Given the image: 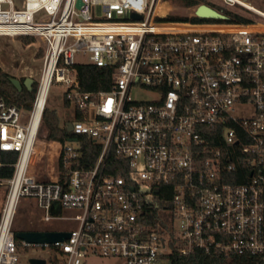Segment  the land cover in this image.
I'll return each instance as SVG.
<instances>
[{
    "label": "built area",
    "instance_id": "built-area-1",
    "mask_svg": "<svg viewBox=\"0 0 264 264\" xmlns=\"http://www.w3.org/2000/svg\"><path fill=\"white\" fill-rule=\"evenodd\" d=\"M220 1L204 3L225 20L182 22L162 19L173 0H0V36L45 47L29 75L32 110L0 92V166L14 169L0 179V264H18L28 245L49 247L60 264H171L174 251L197 250L264 259V8ZM82 64L114 67L111 88L83 89ZM53 84L81 139L40 136ZM23 198L36 200L41 221L71 222L45 230L70 237L19 246Z\"/></svg>",
    "mask_w": 264,
    "mask_h": 264
},
{
    "label": "trees",
    "instance_id": "trees-1",
    "mask_svg": "<svg viewBox=\"0 0 264 264\" xmlns=\"http://www.w3.org/2000/svg\"><path fill=\"white\" fill-rule=\"evenodd\" d=\"M182 5L186 7L194 6L200 3H207L204 0H178ZM209 4V3H207ZM212 6V5H211ZM229 17L230 22H248V19L241 14L224 10ZM166 21H182V22H203L210 21L201 19L199 17L179 14H168L162 18ZM26 43L35 41L33 36H20ZM79 76L83 89L85 90H109L112 85V73L114 67H100L93 64L78 65ZM12 75L6 72L0 66V92L7 103L16 104L19 107L30 108L29 103L33 102L37 92V83L34 84V88L29 90L26 86L22 89H18L11 81ZM64 107L69 109L71 106L70 100L64 98ZM70 118L63 117L60 112L53 107L47 106L44 110L43 122L46 128V135L49 138L59 137L67 135L70 138H80L67 130V123ZM96 151L87 152V148L84 147V154L88 156L92 161L96 157ZM15 158H13L14 161ZM9 162V163H7ZM12 161H6L5 164L0 166V179H7L13 175L14 169L10 164ZM30 229V228H27ZM25 229V230H27ZM31 230H35L31 228ZM18 245H21V239L16 237ZM47 264H60L57 256H52L48 259ZM171 264H264V259L260 256H248V255H225L220 252L206 253L204 251H194L188 254H182L178 251H174L171 254Z\"/></svg>",
    "mask_w": 264,
    "mask_h": 264
},
{
    "label": "rangeland",
    "instance_id": "rangeland-1",
    "mask_svg": "<svg viewBox=\"0 0 264 264\" xmlns=\"http://www.w3.org/2000/svg\"><path fill=\"white\" fill-rule=\"evenodd\" d=\"M204 1L209 3V5L221 9L220 0ZM171 4L173 9L170 14L190 15L191 12H193L192 8L182 5V3L178 0H173ZM254 4L264 8V1L254 0ZM168 8L170 9L169 5ZM98 13L100 14L101 11L99 10ZM33 37L35 38L34 42L26 43L22 37L0 36V66L6 72L14 77L20 78L22 81L25 77H29L31 74L38 76L43 66L45 47L43 44L40 46L39 43L42 41L39 37ZM61 89L62 86L59 84L52 85L47 106L56 108L63 117L71 119L72 111L71 109H66V107H64ZM133 94L138 97L148 96L147 93L139 91L137 88L133 91ZM23 110L30 112L32 110V106H30L28 109L23 108ZM40 136L42 138H47L44 122L40 129ZM3 188L4 187L0 185V206L5 195V190ZM41 217L42 212L38 207L36 200L31 198H23L14 219V228L17 230L27 228H34L35 230H69L72 227V223L68 221L53 220L50 222H45L41 221ZM48 250L49 247L39 245L20 246V262L18 264H30V258L32 257H42L49 259L50 254L48 253ZM118 262L120 261H117L116 259L102 258L96 259V261L93 263L115 264Z\"/></svg>",
    "mask_w": 264,
    "mask_h": 264
},
{
    "label": "water",
    "instance_id": "water-1",
    "mask_svg": "<svg viewBox=\"0 0 264 264\" xmlns=\"http://www.w3.org/2000/svg\"><path fill=\"white\" fill-rule=\"evenodd\" d=\"M196 15L201 19H212V20H225L226 16L214 9L213 7L202 3L196 9ZM136 18H140L139 14L134 15ZM11 81L18 89H22L23 86H26L29 90L34 88L35 78L25 77L22 81L18 77H11ZM31 106L32 103L30 102ZM67 129L72 130V122H68ZM15 236L21 240H25L28 243H54L59 240H64L65 238L70 237V232H56V231H45V230H16ZM31 264H47L45 258L32 257L30 258Z\"/></svg>",
    "mask_w": 264,
    "mask_h": 264
},
{
    "label": "bare ground",
    "instance_id": "bare-ground-1",
    "mask_svg": "<svg viewBox=\"0 0 264 264\" xmlns=\"http://www.w3.org/2000/svg\"><path fill=\"white\" fill-rule=\"evenodd\" d=\"M167 7H168V5H167ZM44 106H45V102H44V97H43L41 102H40L39 108L37 110V115H36V121L37 122L39 121V118H40V115H41V112H42V109H43Z\"/></svg>",
    "mask_w": 264,
    "mask_h": 264
},
{
    "label": "flooded vegetation",
    "instance_id": "flooded-vegetation-1",
    "mask_svg": "<svg viewBox=\"0 0 264 264\" xmlns=\"http://www.w3.org/2000/svg\"><path fill=\"white\" fill-rule=\"evenodd\" d=\"M17 230V229H16ZM27 230H31V229H27Z\"/></svg>",
    "mask_w": 264,
    "mask_h": 264
}]
</instances>
